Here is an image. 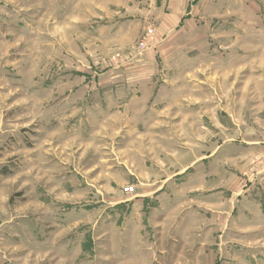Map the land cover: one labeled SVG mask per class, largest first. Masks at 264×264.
I'll use <instances>...</instances> for the list:
<instances>
[{
    "label": "rangeland",
    "instance_id": "rangeland-1",
    "mask_svg": "<svg viewBox=\"0 0 264 264\" xmlns=\"http://www.w3.org/2000/svg\"><path fill=\"white\" fill-rule=\"evenodd\" d=\"M165 11L0 0V264H264V0Z\"/></svg>",
    "mask_w": 264,
    "mask_h": 264
},
{
    "label": "crops",
    "instance_id": "crops-1",
    "mask_svg": "<svg viewBox=\"0 0 264 264\" xmlns=\"http://www.w3.org/2000/svg\"><path fill=\"white\" fill-rule=\"evenodd\" d=\"M157 1V0H155ZM164 3L166 11L165 21L162 22L165 30L171 31L192 14L199 6V0H159ZM199 241V240H198ZM197 256L199 255V242L197 245Z\"/></svg>",
    "mask_w": 264,
    "mask_h": 264
}]
</instances>
